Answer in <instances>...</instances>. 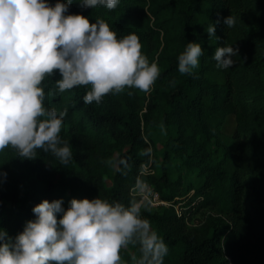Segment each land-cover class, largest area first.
<instances>
[{"label": "trees", "instance_id": "16d2710c", "mask_svg": "<svg viewBox=\"0 0 264 264\" xmlns=\"http://www.w3.org/2000/svg\"><path fill=\"white\" fill-rule=\"evenodd\" d=\"M152 2L149 10L154 23L170 44L160 59L161 72L149 106L176 129L164 144L162 161L155 162L151 153L142 154L150 147L133 91L108 93L100 103L87 104L82 97L88 86L57 92L59 73L55 72L43 81L44 104L67 108L60 135L72 145V164L61 167L57 158L42 149L31 159L16 156L11 148L0 151V228L14 237L35 218L32 207L42 199L63 198L62 205L67 207L73 197L98 195L127 204L140 166L147 162L144 179L170 203L160 211L142 210L168 244L163 264H264V0ZM135 4L119 0L114 9L99 7L114 16L134 12ZM68 12L81 13L90 21L96 18L74 3ZM231 13L238 20L229 28L223 17ZM118 19L106 21L120 37L129 31ZM210 23H215L219 40L209 38L205 29ZM188 41L199 42L204 53L192 74H182L177 57ZM223 44L239 48L234 64L226 69L215 67L212 58L215 48ZM142 51L151 61L148 48ZM227 117L234 120L230 135L222 131ZM142 120L147 127L149 114ZM118 147L117 156L126 157L130 167L124 173L115 170L108 185L95 157ZM54 160L57 163L51 165ZM183 169L195 172L198 182L184 186L178 176ZM175 171L177 178L172 177ZM191 191L192 210L177 215L175 198ZM201 208L211 213L188 226V211ZM133 254H138L136 246L121 249L125 259Z\"/></svg>", "mask_w": 264, "mask_h": 264}, {"label": "clouds", "instance_id": "9594fccd", "mask_svg": "<svg viewBox=\"0 0 264 264\" xmlns=\"http://www.w3.org/2000/svg\"><path fill=\"white\" fill-rule=\"evenodd\" d=\"M78 2L82 7L114 9L119 0ZM72 3L0 0V151L11 148L16 156L31 159L42 149L62 165L72 161V145L60 135L67 108L44 104L43 81L55 72L59 73L57 92L87 85L82 97L87 104L125 89L151 92L160 76L157 60L150 61L142 51L137 33L118 37L105 19L97 16L90 21L81 13L68 12ZM237 20L232 13L223 17L229 28ZM215 23L205 30L209 38L219 40ZM238 52L233 44L218 45L212 54L215 67H230ZM203 53L199 42L188 41L178 54V71L192 74ZM150 153L148 148L142 154ZM107 163L121 173L130 167L123 156ZM148 171V163H142L127 204L98 195L73 197L67 207L63 198L34 204L35 218L14 237L0 228V264H163L168 244L142 215L148 207L144 179ZM130 245L137 247L138 254L129 260L122 257L121 249Z\"/></svg>", "mask_w": 264, "mask_h": 264}, {"label": "rangeland", "instance_id": "374dc122", "mask_svg": "<svg viewBox=\"0 0 264 264\" xmlns=\"http://www.w3.org/2000/svg\"><path fill=\"white\" fill-rule=\"evenodd\" d=\"M136 1V4L134 5V12H131L130 14L127 13H111V10L103 9L99 6L95 8L90 7H82L78 0H73V3L78 6L79 8L83 9L84 11L89 12L92 16H99L105 20L109 18L115 19L119 18L117 22H122L124 29H126L129 32H135L138 34L140 41L143 45V48H148L149 53L152 54V59H156L158 64H160V59L163 56L164 48L166 44H170V42L165 40V34L164 31L158 28L155 25V17L150 13V6L153 3L152 0H134ZM167 37H170V35ZM169 39V38H167ZM133 93L136 96V103H137V109L138 113L141 117V125L143 130V136L146 139V141L149 144V147L151 149V157H153V160L155 159L157 163H160L162 161L161 153L164 149V144L168 137H172L175 135V127L166 125L162 119H161V112L153 109H150V103H151V95L154 92V86H152L151 92H143L139 89H132ZM149 114V124L147 127H144V122L142 120V116L144 114ZM161 124L164 125V130L161 129ZM234 128V120L233 117H227V119L224 122V125L222 126V131L230 135ZM118 148H112L108 151H105L102 153V155H99L95 157V160L97 161V166L99 167V173L103 176L104 182L106 184H110V177L115 173V169L110 167L107 161L110 158H115L118 155ZM126 148H123L125 150ZM57 163L56 160L54 162H51V165H55ZM174 163V162H173ZM173 163L171 164L173 166ZM59 164L61 167H67L69 165L65 166L62 165L60 162ZM1 170V169H0ZM174 171V170H173ZM176 173H173L172 177L177 178V171ZM3 175V170L0 171V176ZM261 175L264 177V172L261 173ZM178 176L182 178L183 185L187 186L188 184H196L198 182V177L195 172H187L184 169L178 173ZM148 184V183H147ZM150 185V184H149ZM151 186V185H150ZM193 194V192H189L182 196L181 198H175V203L173 205L178 208L179 212L182 214V210H187L190 208V196ZM247 203V201L245 202ZM168 206L159 207L158 209H151V211H160L162 208H168ZM190 210H192L190 208ZM184 212V211H183ZM188 211V214L186 215L188 217V226H195L198 222L204 219V217L207 214H210L211 212L208 209H199L198 211L194 212Z\"/></svg>", "mask_w": 264, "mask_h": 264}, {"label": "built area", "instance_id": "2783aa9c", "mask_svg": "<svg viewBox=\"0 0 264 264\" xmlns=\"http://www.w3.org/2000/svg\"><path fill=\"white\" fill-rule=\"evenodd\" d=\"M148 185V188H147V192H146V197H147V201H148V207L146 209H158L159 207H164V206H168L170 205L169 202L165 201V200H162L159 196V194L154 190V188L152 186H150L149 184ZM130 195L133 197V193L130 189ZM175 211L177 213V215H181V213L179 212L178 208L175 207ZM185 220L186 222L188 221L187 220V217H185Z\"/></svg>", "mask_w": 264, "mask_h": 264}]
</instances>
